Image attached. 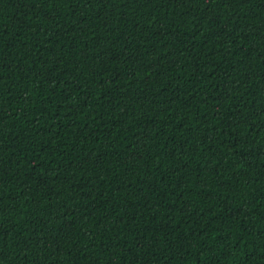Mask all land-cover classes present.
I'll return each mask as SVG.
<instances>
[{
  "label": "trees",
  "instance_id": "trees-1",
  "mask_svg": "<svg viewBox=\"0 0 264 264\" xmlns=\"http://www.w3.org/2000/svg\"><path fill=\"white\" fill-rule=\"evenodd\" d=\"M0 264H264V0H0Z\"/></svg>",
  "mask_w": 264,
  "mask_h": 264
}]
</instances>
